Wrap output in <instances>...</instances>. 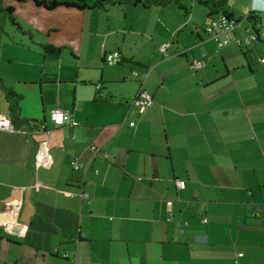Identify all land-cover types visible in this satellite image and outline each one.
<instances>
[{
    "label": "crops",
    "instance_id": "obj_1",
    "mask_svg": "<svg viewBox=\"0 0 264 264\" xmlns=\"http://www.w3.org/2000/svg\"><path fill=\"white\" fill-rule=\"evenodd\" d=\"M208 1H6L21 30L0 33V79L30 124L14 127L0 86V264H264V36L220 48L204 32L252 8L238 34L264 26V0H214V15ZM141 91L154 99L142 114ZM55 110L70 114L62 127ZM42 142L50 168L36 165Z\"/></svg>",
    "mask_w": 264,
    "mask_h": 264
},
{
    "label": "built area",
    "instance_id": "obj_2",
    "mask_svg": "<svg viewBox=\"0 0 264 264\" xmlns=\"http://www.w3.org/2000/svg\"><path fill=\"white\" fill-rule=\"evenodd\" d=\"M256 12V9L252 8L244 20L229 19L227 16L223 15L218 18H212L208 25L204 28L205 34L212 40L216 41L220 48L226 47L228 45H237L239 47L248 46L260 40L261 36H264V26L255 24L253 28H248L245 31V36H240L238 33L244 30L243 22L251 21V16ZM251 23V22H250ZM171 45H165L161 48L162 53H166L167 49ZM106 63L109 66H117L122 64V57L119 52H113L106 56ZM261 64H264V57H259ZM191 68L194 71H201L204 68V63L201 61L194 60L191 63ZM101 84H97V91H101ZM132 106H135L138 109L139 113H144L150 109L154 104V99L151 94L146 91H141L133 100ZM51 122L56 127H62L65 125V122L70 119V114L61 110H55L50 115ZM131 127L135 126V123L130 124ZM14 130V128H13ZM91 149L98 153L99 149L95 146H92ZM107 158V154H104ZM36 165L38 168H50L52 165V157L50 149L47 142H42L40 144L37 156H36ZM75 170H79L81 167L79 165L73 164ZM176 185L179 190H184L186 188V182L182 180H176ZM37 188H39L37 186ZM172 203H168L171 205ZM261 207H254L251 211V218L258 219L262 215ZM204 224L208 222L206 218H203L202 221ZM62 257L67 260L69 256L63 254Z\"/></svg>",
    "mask_w": 264,
    "mask_h": 264
},
{
    "label": "trees",
    "instance_id": "obj_3",
    "mask_svg": "<svg viewBox=\"0 0 264 264\" xmlns=\"http://www.w3.org/2000/svg\"><path fill=\"white\" fill-rule=\"evenodd\" d=\"M6 1H14L20 4L33 2L37 7L43 8L47 11H54L61 8L73 9L77 11H107L109 8L122 5L142 6L144 8H150L154 5L165 6L172 0H0V33H5V27L8 23L13 24L21 30L20 25L16 21L14 8L6 7ZM203 4L210 9V15H214L220 10H224L225 7L223 2H215L214 0H210ZM224 15L229 19H234L228 12H225ZM0 86L3 89L5 99L8 103L9 113L14 127L19 128L22 125L30 124V121L21 118L20 102L22 101V96L5 88L1 79Z\"/></svg>",
    "mask_w": 264,
    "mask_h": 264
},
{
    "label": "rangeland",
    "instance_id": "obj_4",
    "mask_svg": "<svg viewBox=\"0 0 264 264\" xmlns=\"http://www.w3.org/2000/svg\"><path fill=\"white\" fill-rule=\"evenodd\" d=\"M15 17L18 18V16L16 15V13H15ZM17 22H18V21H17ZM18 24H19V23H18ZM9 25H10V24H7L6 27H9Z\"/></svg>",
    "mask_w": 264,
    "mask_h": 264
}]
</instances>
